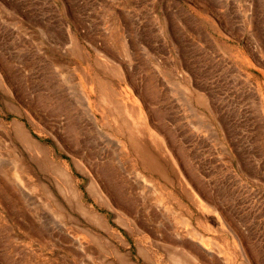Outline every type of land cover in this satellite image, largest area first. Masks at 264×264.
Returning a JSON list of instances; mask_svg holds the SVG:
<instances>
[{"label": "rangeland", "instance_id": "obj_1", "mask_svg": "<svg viewBox=\"0 0 264 264\" xmlns=\"http://www.w3.org/2000/svg\"><path fill=\"white\" fill-rule=\"evenodd\" d=\"M0 150V264H264V0H0Z\"/></svg>", "mask_w": 264, "mask_h": 264}, {"label": "bare ground", "instance_id": "obj_2", "mask_svg": "<svg viewBox=\"0 0 264 264\" xmlns=\"http://www.w3.org/2000/svg\"><path fill=\"white\" fill-rule=\"evenodd\" d=\"M196 96H197V94H196ZM202 95H200V97H201ZM197 98H199V97H197ZM198 100H200V98L198 99ZM88 117H89V115H88ZM90 117H91V121H93V118H92V116L90 115ZM92 123V122H91ZM127 125H129L128 123H126ZM15 127H16V134H18V136L21 138V140L24 142V143H26V145L27 146H29V147H34V146H38V147H40L35 141H33V140H31L30 138H28L27 137V135L25 134V132H23L22 131V129L20 128V126L18 125V124H15ZM140 137V136H139ZM136 138V137H135ZM134 138V139H135ZM128 141L130 142V145H132V147L135 149V144L133 143V140L131 141V139L130 138H128ZM2 144V143H1ZM10 144V143H9ZM6 150V149H5ZM1 151V150H0ZM7 153H9V152H7ZM8 159V158H7ZM6 159V160H7ZM120 161V160H119ZM18 162H20V161H18ZM141 163H143V158H142V160H141ZM121 164V163H120ZM5 166V165H4ZM125 166V165H124ZM18 164H17V162L14 160V159H11L10 161H9V168H7V167H5V168H7L6 170H8L9 172H10V175H11V180L14 182V183H16V184H18V186L17 187H19L20 189H21V191H25L24 190V188H23V186H22V183H23V180L21 179V177H20V172H19V170H18ZM5 168H4V170H5ZM1 170V169H0ZM59 172H60V175H61V177H62V179H63V181L67 184V186L69 187L70 186V178L66 175V173H64V172H62V171H60L59 170ZM4 174V173H3ZM23 174V173H22ZM27 176V175H26ZM6 177V176H5ZM137 177V176H136ZM27 180V179H26ZM143 181V180H142ZM144 182V181H143ZM107 185V184H106ZM63 187V186H62ZM70 188V187H69ZM113 195H114V197H117V198H119V194H118V191L114 188V189H112L110 186H108V187H106ZM153 190V189H152ZM154 191V190H153ZM73 193H74V190H73ZM77 201V200H76ZM78 203V202H77ZM78 206H79V208H80V211H82V213L86 216V218L87 219H91V220H93L94 222H99L100 221V218H99V216H97L96 214H90V213H88V211H87V209L84 207V206H81L80 204H77ZM124 206H127V204H125ZM13 207H14V205H13ZM208 213V212H207ZM115 215H116V213H115ZM53 219V218H52ZM62 233V232H61ZM168 252V251H167ZM170 253H172L171 251H169ZM167 255H169V254H167ZM169 257V256H168ZM170 257H172V260H175V261H178V262H180L181 264H189V262H187V260H188V258H189V256L187 255V253L186 252H184V251H179V253L178 254H170ZM123 260V259H122ZM194 262V261H193ZM132 264V263H131Z\"/></svg>", "mask_w": 264, "mask_h": 264}]
</instances>
